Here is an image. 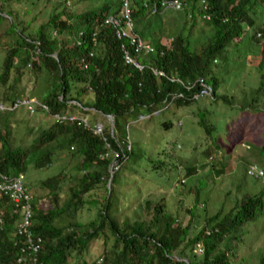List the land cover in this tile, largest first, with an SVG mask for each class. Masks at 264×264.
I'll list each match as a JSON object with an SVG mask.
<instances>
[{
	"label": "trees",
	"instance_id": "16d2710c",
	"mask_svg": "<svg viewBox=\"0 0 264 264\" xmlns=\"http://www.w3.org/2000/svg\"><path fill=\"white\" fill-rule=\"evenodd\" d=\"M132 1L135 30L156 49L155 53L145 54L136 53L131 48L140 62L148 67L142 72L124 62L121 47L123 42L128 41L118 39L114 26L103 23L109 15L121 16L122 0H107L98 9L87 10L75 18L64 15L65 11L54 12L46 23L37 28L31 39H26L23 44L17 42L21 47H13L6 54L0 74L2 83H6L11 74L21 76L13 62L20 48L29 46L34 49L33 55L27 52L26 57L22 58V64L25 68L31 65L32 70L47 78L49 92L44 95L42 103L49 107V112H43L38 106L34 113L26 106L0 111V173L26 175L31 166L37 170L50 167L59 151L74 156L77 150L82 164L74 168V172L82 175L79 176L77 188H71L62 202L59 179L53 177L43 181L44 186L52 189L53 199L48 209L37 206L33 201L34 231L43 237L37 259L18 262L25 255L24 239L16 235L20 214L14 212L17 205L11 199L0 197V264H74V261L85 264L82 262L83 252L105 224L109 226L115 241L101 257L102 264H235L230 251L224 249L223 242L230 236V240H233L234 231L248 222H254L264 212L262 195L245 196L238 207L223 218L221 213L208 216L194 235L190 234V221L188 224L181 223L178 217L167 213L163 203L151 209L149 219L137 216L132 222L126 220L123 226L116 217L108 214L110 200L114 197L111 187L107 186L110 178L107 169L114 162L110 150H120L119 144L126 138L123 123L139 120L140 117L149 118L166 107L168 100L181 89L185 92L181 85L167 77L184 82L202 78L212 85L216 98L219 81L213 74L214 62L217 57L223 56L233 41L242 42L246 32L252 28L250 39L262 51L256 63L259 68L264 65V0H204L207 8H203L202 0H181L182 9L188 7L192 19H195L193 13H196L213 28V34L194 49L190 38L181 31L169 39L171 43H165L164 37L155 36L159 31L162 33V29L154 30L153 20L160 18L162 22V14L168 10L153 13L145 6L144 0ZM199 2L200 7L197 6ZM1 9L0 6V13ZM52 31L57 34L52 35ZM79 31H82L81 35ZM257 33L260 35L257 36ZM153 69L165 73L167 77L154 75ZM260 86L255 93L258 95L262 92L264 95V80ZM194 92L185 93L184 101L176 100L177 107L189 106L201 100H187ZM26 98L33 97H20L12 92L0 104L11 108L17 100ZM21 108H25L29 115L44 113L49 117L55 113L88 116L90 112L93 123H99V116L105 121L108 120L107 116H111L114 118V129L102 123L104 140L75 122L59 125L52 120L49 128L43 130L27 150L12 149L9 120ZM88 121L92 123L89 117ZM164 125L168 127L171 124ZM123 149L120 165L124 162L123 154L127 152ZM107 152L110 157H107ZM260 154L264 157V135ZM207 157L214 159L211 171L219 177L225 176L228 161L224 154L208 149ZM195 168H190L187 174H193ZM116 176L111 180L113 184ZM98 185L103 187L107 196L103 208L98 211L97 221L91 222V229L83 230L80 227L85 225L76 216L87 203L84 196L93 194ZM115 201H118L117 197ZM198 204V199L194 198L193 206ZM187 212L192 216L191 222L194 216H199L194 214L192 207L187 208ZM260 264H264V254Z\"/></svg>",
	"mask_w": 264,
	"mask_h": 264
},
{
	"label": "rangeland",
	"instance_id": "374dc122",
	"mask_svg": "<svg viewBox=\"0 0 264 264\" xmlns=\"http://www.w3.org/2000/svg\"><path fill=\"white\" fill-rule=\"evenodd\" d=\"M106 1L0 0V74L8 51L21 47L17 42L23 44L26 39H31L52 13L65 11L64 15L75 18L87 10L98 9ZM197 6L200 7V2ZM191 14L188 7L163 13L162 22L160 18L153 20V29H162V33L159 31L155 36L164 37L165 43H171L169 39L181 31L190 38L193 49L198 47L213 34V28L205 24L200 15L193 13L195 19H192ZM252 33L253 28L246 32L242 42L229 44L223 56L214 62L213 74L219 81L216 98H201L184 107H177L176 101L171 102V99L162 114L155 112L144 120L123 123L126 138L122 144L127 152L123 154V164H111L117 176L114 184L111 181L107 185L114 195L108 214L116 217L121 226L137 216L149 219L151 209L163 203L167 213L178 217L181 223L190 221V234L194 235L205 219L217 213L223 218L236 209L245 196L262 195L264 198L263 181L250 177L247 172L251 164L264 168V157L260 154L264 135V95L255 93L264 80V65L259 68L256 63L262 51L250 39ZM56 34L52 31V35ZM27 52L33 55L34 49L29 46L20 48L13 60L21 76L11 74L6 83L0 80V101H5L14 92L17 96L34 97L42 102L49 92L44 75L32 70L31 65L23 67L22 58ZM87 117L92 122L90 112ZM52 120L44 113L29 115L25 108L18 109L9 120L11 148L27 150L43 130L49 128ZM98 120L105 126L111 125L100 116ZM165 123L171 125L166 127ZM208 149L220 151L227 158L225 176L219 177L211 171L214 154L208 158ZM74 152V156H70L66 151H59L50 167L37 170L31 166L24 174L26 186L37 206L43 209L52 206V189L44 186L43 181L53 177L59 179L61 202L71 188H77L82 174H75L74 168L82 164V158L80 152ZM107 157H110L108 152ZM111 165L108 174L113 169ZM190 168H195L191 175L187 174ZM92 193L84 196L87 203L76 216L85 225L80 227L83 230L91 229V222L97 221L98 211L103 208L107 196L100 185ZM116 197L118 201H115ZM194 198L198 199L197 206H193ZM191 207L194 214L199 215L194 216L192 222V216L187 212ZM108 227L105 224L89 242L82 262L94 264L110 249L115 237ZM232 237L233 240L230 236L223 242V247L230 251L235 264H260L264 254V212L254 222L234 231ZM74 264L79 262L74 261Z\"/></svg>",
	"mask_w": 264,
	"mask_h": 264
},
{
	"label": "built area",
	"instance_id": "2783aa9c",
	"mask_svg": "<svg viewBox=\"0 0 264 264\" xmlns=\"http://www.w3.org/2000/svg\"><path fill=\"white\" fill-rule=\"evenodd\" d=\"M122 14L120 15H109L106 19L103 20L104 24L114 26L116 31V36L120 40H127L128 43H122V51L123 58L126 65H130L142 72L148 67L140 62V60L132 53L131 48H134L136 53H145L152 54L156 52L155 47L152 43L145 40L136 30H135V22L133 18V9H132V0H122ZM203 8H207V2L202 0ZM145 6L152 11L153 13H157L159 11L164 12L169 9L181 10L182 9V1L181 0H144ZM205 17L210 18L209 15H205ZM102 23V24H103ZM82 34V31H79V35ZM260 33H257L259 36ZM95 38V33L93 34ZM92 55V54H91ZM153 73L156 76L167 77L165 73L159 72L153 69ZM171 82L177 83L181 85V88L185 90V92L180 90L179 93L172 96V101L176 100H185V93L190 94L191 91L195 90V92L187 98V100L191 99H200V98H213L214 89L211 84L205 82L202 78H196L193 81L184 82L178 78H170L167 77ZM169 101V100H168ZM168 104L166 107H169ZM20 106H26L28 109L34 113L36 110V106L42 108L43 112L48 113L49 107L40 102L39 100L33 98H26L24 100H17L16 103L11 107L7 108L6 106L0 104V111L4 110H14ZM55 124L62 125L64 123H77L83 129H87L92 131L94 134L103 137V125L101 123H90L88 121V117L85 115H73L69 113H55L52 116ZM114 127L111 125V130ZM108 145V143H106ZM120 150L111 149L110 154L113 157V164H118L121 161V152H124L123 144H119ZM102 157V154L101 156ZM111 165V168L114 167ZM114 168L110 170L114 173ZM248 175L257 180H264V171L257 166L256 164H251L248 169ZM24 174H15L9 175L0 173V197L6 196L11 199L17 206L14 210L16 214H20V220H18L17 224V233L18 235L24 238L23 241V253L25 254L18 262L25 261L27 259H37V254L42 249V237L35 235L32 231L33 225V206H32V195L26 186V176ZM185 183V180H183ZM102 260L96 262V264H102Z\"/></svg>",
	"mask_w": 264,
	"mask_h": 264
},
{
	"label": "clouds",
	"instance_id": "9594fccd",
	"mask_svg": "<svg viewBox=\"0 0 264 264\" xmlns=\"http://www.w3.org/2000/svg\"><path fill=\"white\" fill-rule=\"evenodd\" d=\"M145 118L144 117H140L139 118V120H144ZM113 126H114V124H113ZM261 168V167H260ZM111 173H113V171H111ZM114 174V173H113ZM32 195V194H31ZM33 197H32V206H33ZM32 210H33V225H32V231L34 232V234L35 235H37L36 233H35V231H34V218H35V210H34V206H33V208H32ZM18 224V223H17ZM16 235L18 236V237H22V236H20V235H18V233H17V227H16ZM38 236H41V235H38ZM42 237V236H41ZM23 238V237H22ZM24 239V238H23ZM42 243H43V237H42ZM41 251V250H40ZM40 253V252H39ZM38 253V254H39ZM38 254H37V257H38ZM99 260H102V262H103V259L100 257L97 261H99ZM96 261V262H97ZM95 262V263H96ZM42 264H44V263H42Z\"/></svg>",
	"mask_w": 264,
	"mask_h": 264
},
{
	"label": "water",
	"instance_id": "95a60500",
	"mask_svg": "<svg viewBox=\"0 0 264 264\" xmlns=\"http://www.w3.org/2000/svg\"><path fill=\"white\" fill-rule=\"evenodd\" d=\"M54 57H57L56 54L53 55ZM109 122L111 123V125L114 124V118L111 117V116H107ZM113 177H114V174L113 173H110V178H109V182H108V185L111 183V180H113Z\"/></svg>",
	"mask_w": 264,
	"mask_h": 264
},
{
	"label": "crops",
	"instance_id": "0c3cea01",
	"mask_svg": "<svg viewBox=\"0 0 264 264\" xmlns=\"http://www.w3.org/2000/svg\"><path fill=\"white\" fill-rule=\"evenodd\" d=\"M166 107H163L161 110L157 111L156 113L158 114H162L164 111H166ZM169 110V109H168ZM145 118V117H144ZM146 119V118H145ZM114 127V126H113ZM110 128H111V125H110Z\"/></svg>",
	"mask_w": 264,
	"mask_h": 264
}]
</instances>
